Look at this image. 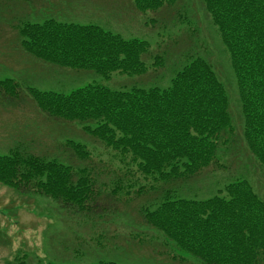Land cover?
Wrapping results in <instances>:
<instances>
[{
    "label": "trees",
    "instance_id": "trees-1",
    "mask_svg": "<svg viewBox=\"0 0 264 264\" xmlns=\"http://www.w3.org/2000/svg\"><path fill=\"white\" fill-rule=\"evenodd\" d=\"M36 1L0 0V11ZM176 1L133 0L132 6L139 13H156ZM197 2L229 55L237 89V123L224 84L199 56L189 58L164 89L114 91L87 85L60 94L26 88L38 111L77 123L114 154L124 171L99 183L82 166L89 161V152L73 141L62 147L67 164L18 146L0 156V185L46 196L72 215L91 219L118 213L127 198L119 196L122 193H158L150 206L139 210L141 224L159 232L176 249L202 264H264V200L247 180L232 182L206 200L175 197L177 186L211 165L221 168L218 153L229 139L232 142L237 124L247 152L264 168V0ZM59 19L58 15L41 23L19 20L12 25L19 48L43 64L92 72L106 80L115 73H146L142 61L149 51L146 41L126 40L96 25ZM161 63L159 56L153 57L154 67ZM17 86L11 80L0 81V98L19 100ZM138 174L155 187L134 182ZM106 178L109 175L103 173L102 180ZM20 260L14 264H23Z\"/></svg>",
    "mask_w": 264,
    "mask_h": 264
},
{
    "label": "rangeland",
    "instance_id": "rangeland-1",
    "mask_svg": "<svg viewBox=\"0 0 264 264\" xmlns=\"http://www.w3.org/2000/svg\"><path fill=\"white\" fill-rule=\"evenodd\" d=\"M41 5L38 2L31 8L12 5L2 13L0 80L10 78L18 80L22 87L60 94L87 85H101L114 91H128L133 87L164 89L175 73L188 64L189 58L199 56L213 66L224 84L230 111L237 123V89L229 55L197 0H177L156 13H138L132 0H49V5ZM54 9L71 18L61 22L96 25L126 40L146 41L149 51L142 56L146 73L141 76L115 73L106 80L92 72L60 69L27 57L17 49L18 39L10 24L24 17L29 22L41 23L51 17L49 12ZM154 56L161 58V69L152 65ZM20 97L17 105L0 101V156L11 148L23 146L35 155L67 164V157L59 152L58 145L73 141L87 148L90 158L82 166L88 167L99 183H108L114 179V172L124 171L114 154L85 134L77 123L46 118L32 101ZM218 158L221 168L209 166L183 184L182 192H175V196L206 200L226 185L246 179L264 200V168L247 152L238 124L232 142L229 139V143L222 145ZM103 173L109 178L102 180ZM134 182L155 187L145 183L139 174ZM123 195L127 194L122 193L121 197H126ZM136 195L131 192L118 213L91 219L71 215L46 196L0 185V264H14L18 259L23 264H94L99 261L201 264L182 252H175L160 233L141 224L139 210L144 205L150 206L158 193ZM178 256L186 262L177 261Z\"/></svg>",
    "mask_w": 264,
    "mask_h": 264
}]
</instances>
